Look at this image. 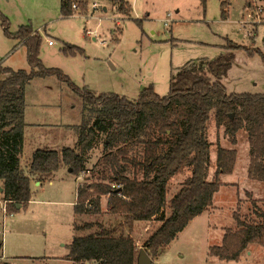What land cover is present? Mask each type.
Here are the masks:
<instances>
[{
	"label": "rangeland",
	"instance_id": "obj_1",
	"mask_svg": "<svg viewBox=\"0 0 264 264\" xmlns=\"http://www.w3.org/2000/svg\"><path fill=\"white\" fill-rule=\"evenodd\" d=\"M70 1L77 9L72 7L69 18L62 16V0H0V12L9 19L12 33L22 26L39 33L45 67L61 70L76 88H88L98 96L117 94L138 100L142 91L152 86L164 97L170 92L172 76L188 63L212 62L232 51L233 65L222 80L228 94H264L261 55L229 48L231 41L264 54V0H206L204 5L201 0H126L131 6L130 17L119 14L109 0ZM82 4H86L85 10ZM66 44L83 49L84 54L65 55ZM0 65L14 71L30 70L26 47L8 38L1 24ZM28 86L27 117L32 122L29 125L35 126L29 128L32 142L21 156L24 170L38 149L74 148L77 137L73 128L83 120L81 99L56 76L37 78ZM209 140L213 163L218 146L238 152L235 172L220 177L223 186L214 206L194 219L157 259L153 258V264H264V246L256 244L242 253L239 262L210 256V249L222 244L226 230L237 229L235 213L244 221H259L253 202L264 211V182L248 177L247 132L237 135L234 146L224 128L218 133L212 122ZM104 142L105 135H101L87 154V169L109 156ZM215 171H210L209 181L214 180ZM190 174L185 170L170 181L168 200ZM85 176L77 177L63 166L51 180L33 186L30 203L12 215L5 213L0 201V264H74L67 257L74 237L82 234L75 227L93 220L78 217L74 210L77 188ZM105 202L103 199V210ZM166 215H170L168 208ZM159 226L156 221L138 222L132 232L138 246L142 247Z\"/></svg>",
	"mask_w": 264,
	"mask_h": 264
},
{
	"label": "trees",
	"instance_id": "obj_2",
	"mask_svg": "<svg viewBox=\"0 0 264 264\" xmlns=\"http://www.w3.org/2000/svg\"><path fill=\"white\" fill-rule=\"evenodd\" d=\"M87 1V0H86ZM119 14L131 15L126 0H109ZM206 0H201L203 5ZM82 4V9L85 10ZM73 1L62 0L64 18L73 15ZM223 17L226 13L223 12ZM4 34L20 41L27 50L30 70L0 65V181L6 213L26 207L32 197L31 183L51 180L66 166L71 174L85 176L77 189L75 215L93 220L77 224L82 233L69 246L68 260L74 264H138L143 248L157 259L197 217L214 206L223 183L221 176L234 173L238 152L221 146L213 163L209 128L212 122L224 128L232 145L241 131L248 134V177L264 182V94H228L222 80L228 75L235 56L232 51L212 62H190L170 82V92L161 97L151 86L138 100L117 94L96 95L88 88H76L59 69L45 67L40 58L42 37L30 26L10 31L9 19L0 12ZM230 50L245 49L229 41ZM65 55H83L84 50L66 44ZM56 76L73 89L83 104V120L75 126L74 148L62 151L38 149L28 170L21 168L26 128V88L37 78ZM234 115L233 118L230 115ZM105 135L106 156L91 170L88 156L100 136ZM215 169L214 180L209 181ZM189 170L190 176L168 200L170 181ZM87 174H90L89 176ZM107 201L106 212L102 201ZM254 214L259 221H244L238 213L237 229H227L220 246L210 256L225 262H239L250 245L264 246V211L256 201ZM20 207V208H18ZM170 215H166V209ZM160 223L142 247L132 236L138 222ZM87 233V234H85ZM8 264V263H4Z\"/></svg>",
	"mask_w": 264,
	"mask_h": 264
},
{
	"label": "crops",
	"instance_id": "obj_3",
	"mask_svg": "<svg viewBox=\"0 0 264 264\" xmlns=\"http://www.w3.org/2000/svg\"><path fill=\"white\" fill-rule=\"evenodd\" d=\"M95 40V39H94ZM22 45H23V43H22ZM10 46V45H9ZM9 54H10V52H9ZM13 56V55H12ZM29 86H27V88H28ZM26 88V89H27ZM26 98H27V96H26ZM25 122H26V128H25V130H24V148H23V154H24V152H25V150H26V148H28L29 147V145H30V143L32 142V138H33V131H30V129L29 128H31V129H34L33 127L35 126V125H29V124H31L32 122H29V120H28V117H27V106H26V113H25ZM221 129H223V128H217V131H218V133H219V131L221 130ZM225 135V134H224ZM34 150H33V152L35 151V148H33ZM50 149V148H49ZM227 149H229V148H227ZM22 154V155H23ZM22 165V164H21ZM236 168V167H235ZM234 172H235V170H234ZM234 174V173H233ZM233 174H231V175H233ZM231 175H226V176H231ZM221 177H225V176H221ZM52 183V182H51ZM0 184L2 185V182L0 181ZM41 183L40 182H38V181H36V180H34V181H32V183H31V191H32V189H33V186H39ZM1 189H2V186H1V188H0V191H1ZM78 189V188H77ZM2 198H3V193H2V195H1V199H0V201H2ZM105 210H103V211H106V209H107V201L105 202ZM191 223V222H190ZM173 243V242H172Z\"/></svg>",
	"mask_w": 264,
	"mask_h": 264
},
{
	"label": "water",
	"instance_id": "obj_4",
	"mask_svg": "<svg viewBox=\"0 0 264 264\" xmlns=\"http://www.w3.org/2000/svg\"><path fill=\"white\" fill-rule=\"evenodd\" d=\"M106 11V9H105ZM231 118L234 117V115H230ZM70 173H71V170H70ZM1 193H3V189H1ZM20 208V207H18ZM154 263V260L152 257H150L148 255V253L142 248L140 250V254H139V257H138V264H153Z\"/></svg>",
	"mask_w": 264,
	"mask_h": 264
},
{
	"label": "built area",
	"instance_id": "obj_5",
	"mask_svg": "<svg viewBox=\"0 0 264 264\" xmlns=\"http://www.w3.org/2000/svg\"><path fill=\"white\" fill-rule=\"evenodd\" d=\"M97 7V4H94V8H96ZM73 8L74 9H77V6L76 5H73ZM253 14H251V16H252ZM170 16V15H169ZM167 24V23H166ZM102 43H105V41H102ZM53 43L50 41L49 42V45H52ZM0 195H2V193H1V191H0ZM2 203H3V210L5 211V213H6V209H5V203L2 201Z\"/></svg>",
	"mask_w": 264,
	"mask_h": 264
}]
</instances>
